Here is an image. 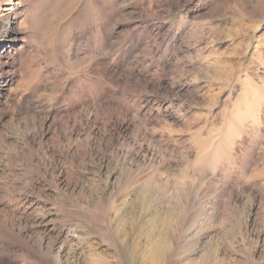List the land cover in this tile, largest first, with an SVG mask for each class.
I'll return each mask as SVG.
<instances>
[{"label": "rangeland", "instance_id": "obj_1", "mask_svg": "<svg viewBox=\"0 0 264 264\" xmlns=\"http://www.w3.org/2000/svg\"><path fill=\"white\" fill-rule=\"evenodd\" d=\"M6 1L0 2V13L9 6ZM9 1L10 6L19 1L31 9L27 5L31 0ZM53 4L59 13L43 32L23 33L31 61L39 66L15 75L0 101L1 214L16 217V226L31 233L32 241L40 236L44 245L53 244V254L60 255L62 264H118V251L125 264H264V1L54 0ZM145 9L153 14L147 15ZM74 14H80L79 20L69 19ZM25 18L20 16L18 22ZM1 22V32L6 29L1 25H12ZM105 28L113 31L108 37L112 43L128 31H142L146 37L123 65L145 60L151 66L148 84L155 88L125 79L124 93L113 74L108 88L110 96L125 100V110L157 148L139 149L137 139L128 133L125 139L135 149L125 147L116 158L114 147L123 133L114 130L100 138L103 141L92 138L88 147L81 144L84 132L73 139L65 137L60 146L44 139V147L29 155L22 141L38 124L16 123L30 116L39 123L59 114L67 106L60 101L67 86L98 75L93 45ZM220 29L218 34L215 30ZM116 49L108 59L113 69L119 63ZM39 71L41 77L36 75ZM4 79L0 76V88ZM178 86L182 94L168 93ZM49 132L52 138L56 131ZM13 145L27 151L21 159L9 153ZM67 145L72 147L69 153ZM150 157L157 159L153 161L159 177H168V184L172 181L169 193L157 202L152 192L139 187L141 179L123 175L129 167L142 169ZM40 173L46 175L44 180L37 178ZM184 178L201 180L203 187L219 185L216 211L209 208L207 215L196 216L199 197L194 196L190 200L194 205L180 207L182 192L173 191V185ZM30 180L35 189L27 187ZM54 181L59 182L58 189L52 186ZM228 195L235 200L230 205L235 212L222 203ZM80 205L105 213V227L89 222ZM18 253L0 246V264H15Z\"/></svg>", "mask_w": 264, "mask_h": 264}, {"label": "bare ground", "instance_id": "obj_2", "mask_svg": "<svg viewBox=\"0 0 264 264\" xmlns=\"http://www.w3.org/2000/svg\"><path fill=\"white\" fill-rule=\"evenodd\" d=\"M0 2H3V0H0ZM53 3H54V0H31L30 3L27 4L29 8H31L28 11V9H26V6L21 5L19 1H15L13 6H10L11 3L9 0L6 1V5L8 4L9 6H5L3 9L4 11L0 13V20L11 23L12 25L8 27L5 25L4 26L1 25L2 27H6V29L3 32L0 31V76L5 77V79L1 81L2 87L0 88V101H2V99L4 98V95L6 94L5 92L8 91V89L6 91V86L11 84V81H13V79L15 78L14 77L15 75H18L19 72L22 73L26 71L27 69H29V67L39 66L38 63H32L31 61L32 60L30 56L31 52H29L30 50L28 51L29 46L27 45L26 41H24L25 38H23V33L27 32V34L31 35L32 32L34 31L43 32L44 27L47 24V22L51 21L53 17L55 16L56 12H58L56 8V4H53ZM107 9H109V7ZM145 10H147L146 12L147 15L153 14L150 9H145ZM22 15L24 16L26 15L25 21L20 20L18 22L19 17ZM79 15L80 14H76V15L74 14L69 19L73 18V19H76L75 21H77L79 20L78 18ZM2 23L3 22H1L0 24ZM145 25H146V22L143 23V27ZM146 26L148 28L149 24H147ZM222 30L223 29L215 30V31L218 34H220ZM112 32H113L112 30L110 31L108 28H105L98 35L100 37L97 38L96 41H94L93 46H95L94 47L96 50L95 57L97 58V62L95 63L94 66L97 67L95 69L98 75H94L93 78L79 79L76 82H74L75 84L72 83L71 86H67V89H66L67 92L60 99L62 103L64 104L67 103V106L65 108L62 107V110L59 114H54L52 115V117H47V116L43 117L42 122L40 120L39 123H36L34 121V118L35 119L37 118L33 116L23 117L21 118L22 121L19 120V122L16 123L17 125H20L23 127L25 126L27 127L28 125L31 126L30 124H34V125L38 124V129L32 132L26 133L27 135L24 136L23 141H22L23 146L29 148L30 150L28 153L29 155H32L31 153L33 151H39L44 147V139L45 140L51 139L55 146H60L59 144L63 142L65 137L73 139L75 135H78V137H80V132H84L85 138L83 139L81 144H84L85 146L88 147L93 141L92 138L97 137L99 139L97 141H101V140L103 141L104 139H100V138H104V136L108 137L110 134L113 135L114 130H118L119 133H123V136L120 142L114 147L113 153L115 154L116 158L119 156V154H121V152L125 151V147H127L128 150L135 149V146L131 145V143L127 142L125 139L126 138L125 134H128V133H131L137 139L136 145L138 144L139 149H149V148L152 149V147H154L153 149L157 148L154 142H152V140H150L148 136L144 135L145 130L143 129V126L141 125V123L137 122L135 120L136 118H133L129 114L131 113L130 111L125 110V100L121 99L119 101L113 98L112 96H110L109 95L110 88H108V82H110V79L108 78L112 74L114 76L116 75L115 80L113 81L116 83H120L121 86H123L124 93H125V79H127L128 82L130 83L133 81L135 82L144 81L145 87L155 88V85L148 84V78H146V76L151 66H149L145 60L136 59L134 61H131L129 65L127 66H125V64L123 65L125 58L128 57L129 54H132L136 50V48H140L141 47L140 45L145 42L146 37L143 35L142 31H137L134 33L132 31H128L127 35L126 36L124 35L121 41H116L112 43L111 41H108V37L112 35L111 34ZM228 33L229 32H225L224 34L227 35ZM45 35L46 33H43V36ZM95 37L97 36L95 35ZM112 48H117L115 52L116 61L119 60V63L115 66L116 68L114 67V69L112 65H109L108 63V59L111 54L110 51ZM45 72H48V71L46 70ZM116 72L118 74H116ZM36 75L41 77L42 72L39 71L38 73H36ZM118 76H120L121 79H119ZM196 76L197 75H195L194 78H196ZM208 76L209 78L213 77L211 76V74H209ZM85 83H87V86H84ZM174 84L175 83H173L172 85ZM179 87L180 86L175 88V90L173 89H171V91L168 90V93L171 92L173 93L172 95L182 94L178 92ZM51 129L52 131L55 130L56 132L54 136L51 135L52 138L50 137V135L48 138V133H50L49 131ZM138 139H140V141ZM75 142L76 144L77 143L79 144V140ZM99 144L101 145V143ZM66 149H67V152L69 153L72 147L70 145H67ZM156 151L157 150H155V152ZM26 152L27 151L20 150L19 147L14 146V145L10 148V151H9V153L12 154L17 159H21V157H23L22 155L25 154ZM155 154L157 155V152ZM153 160H157V159H155L154 157L153 158L150 157L149 164H146L145 167L143 166L144 168L142 167V169L138 167L139 165L137 167L134 166V167H129L127 169L125 168L126 172L124 171V174L121 173V175L122 174L126 175L127 178L131 180L132 178L134 180V177H137V179L139 180L141 179L139 181V187L142 186L144 191H149L150 193L152 192L154 195L153 200L156 201L158 197L160 198V196L163 198V194L166 191H168L167 188L169 187L172 181L170 182V184H168V181H169L168 177H167L168 179L165 177L163 178V176L162 178L159 177V175L161 176L162 174H159V172L157 171V168L154 165L155 163ZM160 163H163V161H161ZM158 167L160 166L158 165ZM142 173H145V174L143 175ZM141 174L144 176L143 178L141 177ZM37 175H38L37 178L39 180H44L46 176L44 173H40ZM127 178H125L126 181H127ZM192 178H184L183 180L175 181L176 183H174L173 185V191H175L176 193L182 192L180 195L181 197L179 198V201H180L179 204L181 205L180 207L182 209H184L186 205H190V206L194 205L190 201L192 196L199 197L198 202L195 204L196 206L194 205L195 207L194 214L196 216L199 215L198 217H200V215L205 216V214L207 215L209 208L215 210L216 207L220 205L221 192H222L221 188L219 187V185H214V184H213L214 185L213 188L203 187L204 185H202V182H200L201 180L198 181V179L196 178L192 179ZM157 179H160L162 181L158 183ZM190 180L192 181L190 182ZM126 181L124 180V183ZM136 182L138 183V181ZM26 185L30 189L36 188L33 180L28 181ZM52 186L55 189H58L60 184L59 182L54 181L52 183ZM123 190L125 189L123 188L121 192H123ZM168 193L169 191L167 192V194ZM229 195L222 203L229 209V211L232 210V212H235V209H233L234 206L233 208L231 207L235 200L230 199ZM249 197L254 201L256 200L254 198V195L252 194H250ZM174 198H175V195H174ZM175 199H171V200H175ZM146 204H148V202ZM79 207L83 210H86L83 212L88 216L89 222L100 225L101 227H105L104 226L105 225V213H102L101 210L97 211L95 209H88L86 205H80ZM211 214H214V213L212 212ZM225 214L227 213L225 212ZM6 216L7 217L3 216V214H1V211H0V246L10 247L11 249H16L19 251L13 263L15 264H62V259L60 255L53 254V250H54L53 244L44 245V238L40 236L37 242L32 241L33 237H31V233L29 232L26 233L21 224L19 226H16L14 222V220H16V217L12 216L9 213H7ZM191 224H195V222H192ZM174 228L175 227H173V229ZM184 228L182 229L183 230L182 232H184ZM177 229H180V228H177ZM177 231H176V234H177ZM105 234L108 235L107 229H106ZM55 241H56V237L54 239V242ZM173 247L176 248L175 245ZM171 252L169 253L171 254ZM117 258H118L117 259L118 264H125L123 258L120 255V251H118Z\"/></svg>", "mask_w": 264, "mask_h": 264}]
</instances>
